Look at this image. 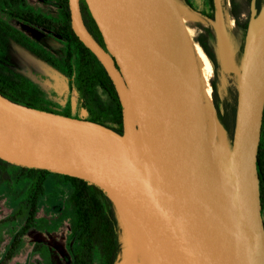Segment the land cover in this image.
Segmentation results:
<instances>
[{
    "label": "water",
    "instance_id": "1",
    "mask_svg": "<svg viewBox=\"0 0 264 264\" xmlns=\"http://www.w3.org/2000/svg\"><path fill=\"white\" fill-rule=\"evenodd\" d=\"M81 1L69 0L72 29L115 87L123 134L0 94V159L100 188L150 264H264V10L255 20L252 1L230 155L219 148L226 197L193 41L173 1L84 0L105 47L87 29Z\"/></svg>",
    "mask_w": 264,
    "mask_h": 264
},
{
    "label": "trees",
    "instance_id": "2",
    "mask_svg": "<svg viewBox=\"0 0 264 264\" xmlns=\"http://www.w3.org/2000/svg\"><path fill=\"white\" fill-rule=\"evenodd\" d=\"M213 2V0H211ZM247 19H242L244 10L236 0H232L231 15L235 19L242 35L246 39L251 22V3ZM191 8L189 0H185ZM58 13L49 18L26 10L25 0H0V45L14 43L19 47H29V51L46 64L64 82L62 96L45 92L32 85L17 70L6 66L1 59L5 46L0 48V94L10 101L41 112L62 116L98 126H102L122 135L123 112L119 97L108 74L85 48L72 29L69 0H56ZM256 16L264 10V0H256ZM84 22L93 37L103 46L104 42L84 0L81 1ZM5 15L23 25L41 31L56 38L62 44L60 55L54 56L43 46L27 36L20 28L5 20ZM209 60L205 44L197 40ZM36 46L37 48H34ZM2 50V51H1ZM244 50V47L243 49ZM215 70L218 67L212 62ZM212 96L216 110L217 144L224 140L225 148L231 152L237 108L238 88L234 91V104L222 101L218 93V83L211 81ZM101 88L108 96L105 103L98 94ZM74 97V98H73ZM224 138V139H223ZM264 153V118L262 135L257 159L261 214L264 224V188L262 184V158ZM5 189L7 198L16 203L13 214L4 222H24L23 227L14 236L13 242L1 264H12L22 248L24 239L32 231L56 232L61 226L70 229L68 251L71 264H118L122 253L120 242L121 227L116 208L107 195L97 186L84 180L51 173L45 170L31 169L10 164L0 159V189ZM64 201L61 215L51 223L40 215L41 203L48 199ZM70 247V248H69ZM45 248L36 244L34 253Z\"/></svg>",
    "mask_w": 264,
    "mask_h": 264
},
{
    "label": "rangeland",
    "instance_id": "3",
    "mask_svg": "<svg viewBox=\"0 0 264 264\" xmlns=\"http://www.w3.org/2000/svg\"><path fill=\"white\" fill-rule=\"evenodd\" d=\"M175 1L177 9L186 19L185 25L193 44L199 46L197 40L203 39L213 52L218 70H215L212 62L208 58L212 66L210 80L218 83L220 98L225 103L230 105L234 104V91L239 85L244 52L242 49L245 47L246 39L230 13L232 0H214L218 22H210L201 15V12H208L211 8L208 6L209 3L207 0H192L194 10L187 7L183 0ZM236 1L242 5L244 10V16L242 18H247L250 13V6L244 0ZM25 3L24 8L26 10L49 18L55 17L59 10L56 0H25ZM10 24L20 28L27 36L38 41L53 53L54 56L61 54L62 44L56 41L55 37L47 36L45 33H41V31H34V29L23 24H16V22H10ZM2 45L5 46V50H3L5 53L1 55L3 56L1 59L6 66L19 71L26 80L30 83L32 82V85L38 86L45 92L52 93L56 97L62 96L65 84L46 64L32 56L29 50L23 49L14 43L5 45L2 40ZM2 45H0V48H3ZM97 90L101 99L105 103H108L109 98L107 94L101 88ZM224 144V140L220 144H217V150L221 148L227 155H230L225 148L221 147ZM16 206V203L11 202L7 198L6 190L1 188L0 264L10 249L15 234L24 225L22 221L16 223L4 222L6 218L13 214ZM63 208L64 201L61 198H48L40 205V215L51 223H55V220L61 215ZM120 227V242L123 249L118 264H148L122 219H120ZM69 233L70 229L67 224L61 226L53 234L38 231L30 232L24 239L17 259L12 264H71L68 251ZM36 244L44 245L45 248L38 253H34L33 248Z\"/></svg>",
    "mask_w": 264,
    "mask_h": 264
},
{
    "label": "bare ground",
    "instance_id": "4",
    "mask_svg": "<svg viewBox=\"0 0 264 264\" xmlns=\"http://www.w3.org/2000/svg\"><path fill=\"white\" fill-rule=\"evenodd\" d=\"M172 1L177 7L176 1L175 0H172ZM181 17H182L183 22L185 23L186 19L184 18L183 15H181ZM187 20L189 21V19ZM193 49H194L196 61H197L200 76H201V88H202V94H203V99H204L205 117H206L207 126H208L209 144L213 152V160L217 168V172H218V175H219L222 187H223L224 194L226 197H229L230 191H231L230 190V175H229V172L223 168L222 150L221 149L217 150V147H216L217 145V122H216V110H215V105H214V101L212 97V92L214 89L212 90L210 86L212 66L207 56L204 54L203 50L198 45L193 44ZM140 252L142 253L145 261L148 264H150L145 254L142 251Z\"/></svg>",
    "mask_w": 264,
    "mask_h": 264
},
{
    "label": "flooded vegetation",
    "instance_id": "5",
    "mask_svg": "<svg viewBox=\"0 0 264 264\" xmlns=\"http://www.w3.org/2000/svg\"><path fill=\"white\" fill-rule=\"evenodd\" d=\"M184 1V3L186 4V2H185V0H183ZM208 1V3H209V5L208 6H210L211 8H210V10L207 12V11H205V12H201V15L204 17V18H206L208 21H210V22H218L219 20H218V17H217V10H216V4H215V1L213 0V2L211 1V0H207ZM189 2L191 3V5H192V10H194V6H193V4H192V0H189ZM186 6L187 7H189L187 4H186ZM190 8V7H189ZM191 9V8H190ZM232 12V7H231V10H230V13ZM244 16V14L242 15V17ZM248 16H249V14H248ZM248 16H247V18H248ZM233 17V16H232ZM5 20L8 22V23H10V22H16V24H21L20 22H18V21H16L15 19H11L8 15H5ZM247 18H245V19H247ZM234 19V18H233ZM243 19V18H242ZM234 21H235V19H234ZM236 22V21H235ZM31 28V27H30ZM240 29V28H239ZM34 31H36V30H34ZM47 35V34H46ZM48 36V35H47ZM199 40H201V42H203L204 44H205V49H206V51H207V53H208V55L210 56V58H211V60H212V62L215 64V66L217 67V65H216V63H215V58H214V56H213V52L211 51V49L209 48V46H208V44H207V42L205 41V40H203V39H199ZM35 43H37V47H40V46H42L38 41H36V40H33ZM34 48H37L36 46H33ZM44 47V46H43ZM23 49L25 48L26 50H29L30 49V46L29 47H22ZM202 48V47H201ZM203 50V49H202ZM30 52V51H29ZM31 53V52H30ZM32 54V53H31ZM34 54H32V56H33ZM37 60H39L36 56H34ZM208 57V56H207ZM39 61H41V60H39ZM42 62V61H41ZM47 66V65H46ZM49 68V67H48ZM50 69V68H49ZM51 70V69H50ZM263 158H262V177H261V179H262V184H263V188H264V153H263ZM262 207V206H261Z\"/></svg>",
    "mask_w": 264,
    "mask_h": 264
}]
</instances>
